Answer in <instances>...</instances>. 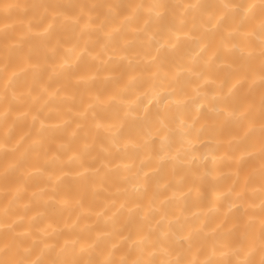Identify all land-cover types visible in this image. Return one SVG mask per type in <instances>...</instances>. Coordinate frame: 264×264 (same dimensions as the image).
Instances as JSON below:
<instances>
[{"label":"clouds","instance_id":"clouds-1","mask_svg":"<svg viewBox=\"0 0 264 264\" xmlns=\"http://www.w3.org/2000/svg\"><path fill=\"white\" fill-rule=\"evenodd\" d=\"M0 264H264V0H0Z\"/></svg>","mask_w":264,"mask_h":264}]
</instances>
